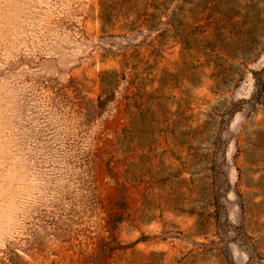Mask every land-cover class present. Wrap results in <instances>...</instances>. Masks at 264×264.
Instances as JSON below:
<instances>
[{"label":"rangeland","instance_id":"1","mask_svg":"<svg viewBox=\"0 0 264 264\" xmlns=\"http://www.w3.org/2000/svg\"><path fill=\"white\" fill-rule=\"evenodd\" d=\"M263 0H0V264H264Z\"/></svg>","mask_w":264,"mask_h":264},{"label":"trees","instance_id":"2","mask_svg":"<svg viewBox=\"0 0 264 264\" xmlns=\"http://www.w3.org/2000/svg\"><path fill=\"white\" fill-rule=\"evenodd\" d=\"M263 2H264V0H263ZM261 75H264V69L262 70V72L255 74V76H261Z\"/></svg>","mask_w":264,"mask_h":264}]
</instances>
